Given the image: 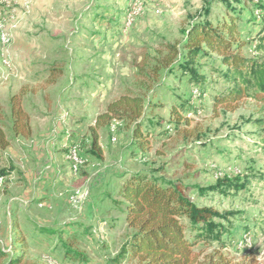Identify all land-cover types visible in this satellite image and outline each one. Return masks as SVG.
Instances as JSON below:
<instances>
[{"label":"rangeland","instance_id":"obj_1","mask_svg":"<svg viewBox=\"0 0 264 264\" xmlns=\"http://www.w3.org/2000/svg\"><path fill=\"white\" fill-rule=\"evenodd\" d=\"M229 16L238 18L242 55L264 62V0H0V124L6 135L17 137L15 95L29 125L40 104L53 107L57 100L82 123L78 137L66 136L77 178L71 193L40 198L34 206L9 204L12 181L0 183L8 204L0 207V251L22 255L26 264H136L126 249L134 232L121 190L142 173L180 183L198 206L231 214L219 221L226 228L221 243L195 247L201 260L219 251L232 263L264 264V98L243 99L233 112L214 109V98L229 87L220 76L226 67L214 54L196 58L203 85L180 72L170 75V68L155 73L170 47L183 52L193 23L215 26ZM125 93L145 98V148L135 138L136 124L114 121L98 131L99 154L92 148V118ZM224 179H239L243 187L199 195L198 188L209 190ZM182 222L192 239L188 220Z\"/></svg>","mask_w":264,"mask_h":264},{"label":"trees","instance_id":"obj_2","mask_svg":"<svg viewBox=\"0 0 264 264\" xmlns=\"http://www.w3.org/2000/svg\"><path fill=\"white\" fill-rule=\"evenodd\" d=\"M220 1L230 5V0ZM231 1L242 3L246 0ZM237 20L235 16H229L227 21L215 26L208 21L193 23L185 32L183 52L177 47H170L166 56L156 64L158 71L155 73L158 74L162 68H170V75L180 72L181 77H188L191 83L203 85L206 77L200 73V65L197 64L196 58L214 54L226 67L220 71V76L229 85L223 93L214 98V109L233 112L243 99L264 98V62L247 59L242 55L245 43L238 33ZM174 64H177L178 68L172 70ZM10 104L14 135L30 137L29 119L20 106V97L13 96ZM144 110L145 98L141 94L125 93L109 103L106 111L95 118L94 126L90 128L92 148L100 150L98 131L110 127L114 121L136 124L135 138L139 141L140 148H145L148 136L142 131L140 121ZM172 113L177 122L183 120L177 108ZM11 141L0 124V155L9 147ZM13 171L15 168L11 164L1 167L0 178L7 181ZM223 186L226 189H241L243 183L239 179H224L209 190L198 188V193L204 196L208 191L213 192ZM121 196L126 204V222L134 232L126 249L136 260V264H255L232 263L219 251L208 254L201 260L202 251L195 252V247L200 243L208 245L213 242L221 243L226 228L219 221L228 219L231 214H221L212 207L198 206L185 195L182 184L165 182L137 173L124 182ZM182 219L188 220L190 229L194 232L192 239L187 238L186 224ZM0 264L26 262L22 255L9 257L0 251Z\"/></svg>","mask_w":264,"mask_h":264},{"label":"crops","instance_id":"obj_3","mask_svg":"<svg viewBox=\"0 0 264 264\" xmlns=\"http://www.w3.org/2000/svg\"><path fill=\"white\" fill-rule=\"evenodd\" d=\"M51 106L40 104L39 116L30 117V137L17 136L0 155L4 161L2 165L9 162L15 168L8 178L12 181L8 190L14 191L10 192L9 204L19 201L30 205L33 202L34 206L43 198L61 199L72 192L77 178L72 171L69 153L65 150L68 144L66 136L75 138L78 132H82V123L72 121V114L68 115V108L61 100ZM24 109L29 114L25 106ZM96 117L92 118L90 127L94 126ZM4 204L8 205L5 196L0 197V207H5Z\"/></svg>","mask_w":264,"mask_h":264},{"label":"built area","instance_id":"obj_4","mask_svg":"<svg viewBox=\"0 0 264 264\" xmlns=\"http://www.w3.org/2000/svg\"><path fill=\"white\" fill-rule=\"evenodd\" d=\"M74 148V153H75V147H73ZM81 161L80 160H78V157H77V155H76V167H78V163H80ZM80 195H76L75 197H73V201H74V203H78L79 201H80Z\"/></svg>","mask_w":264,"mask_h":264},{"label":"bare ground","instance_id":"obj_5","mask_svg":"<svg viewBox=\"0 0 264 264\" xmlns=\"http://www.w3.org/2000/svg\"><path fill=\"white\" fill-rule=\"evenodd\" d=\"M76 154V153H75ZM80 157V156H79ZM3 181V179L2 178H0V183Z\"/></svg>","mask_w":264,"mask_h":264}]
</instances>
